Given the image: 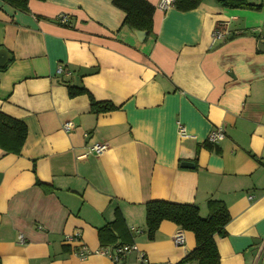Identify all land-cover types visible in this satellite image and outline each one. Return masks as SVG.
Wrapping results in <instances>:
<instances>
[{
  "label": "crops",
  "instance_id": "obj_1",
  "mask_svg": "<svg viewBox=\"0 0 264 264\" xmlns=\"http://www.w3.org/2000/svg\"><path fill=\"white\" fill-rule=\"evenodd\" d=\"M145 1L152 33L140 40L111 0H29L25 12L0 0V113L26 128L18 154L0 149V264H179L194 237L167 221L150 236L155 201L203 219L221 203L219 264H264V0L186 12ZM216 30L227 34L212 43ZM68 85L87 94L69 97ZM89 96L113 110L95 113ZM105 227L129 231L138 251L114 263Z\"/></svg>",
  "mask_w": 264,
  "mask_h": 264
},
{
  "label": "trees",
  "instance_id": "obj_2",
  "mask_svg": "<svg viewBox=\"0 0 264 264\" xmlns=\"http://www.w3.org/2000/svg\"><path fill=\"white\" fill-rule=\"evenodd\" d=\"M9 6L25 12L29 0H1ZM47 1V0H39ZM223 5L230 8H253L258 6L249 5L246 0H219ZM112 5L124 13L123 25L137 31L147 32V36L152 33L153 6L145 0H111ZM202 0H173L172 6L179 11H190L196 9ZM68 96L74 97L87 94L84 89L68 85ZM90 108L95 113L113 110L111 104L95 103L90 98ZM26 137L24 124L16 119H12L0 113V149L6 154H18ZM209 144V143H208ZM210 145V144H209ZM43 191H48L39 182ZM210 214L206 218H201L198 209L194 205L168 203L163 201L149 202L145 205V224L150 236L158 229L163 221L170 222L179 227L182 231L192 233L195 241L194 249L189 252L179 264H219L214 236L224 235V227L229 222V215L226 208L219 202L210 201ZM131 233L126 232L125 237L105 227L100 230L98 237L100 248L111 246L116 247L130 244Z\"/></svg>",
  "mask_w": 264,
  "mask_h": 264
},
{
  "label": "built area",
  "instance_id": "obj_3",
  "mask_svg": "<svg viewBox=\"0 0 264 264\" xmlns=\"http://www.w3.org/2000/svg\"><path fill=\"white\" fill-rule=\"evenodd\" d=\"M172 1L173 0H161L159 3V8L162 10H166L168 9L171 5H172ZM58 21L61 24H67L68 23V19L66 16H59L58 17ZM227 33L225 31L222 30H216L212 33L211 39H212V43H216V42H220L224 39L225 35ZM58 73H63L62 69L59 68L58 69ZM72 124L71 123H66L63 128L65 130H70L72 129ZM178 132L180 134V136H182L183 134V130L181 129V127L179 126ZM223 139V135L221 132V129H216L215 131H212L208 137V142L215 144L219 141H221ZM104 150H106V145H100V144H96L91 148V153H94L96 155L102 153ZM80 235L79 234H73V235H68L65 238V241L67 243H73L78 241ZM173 242L175 244V246L180 247L183 245L184 243V237L181 231H178L173 239ZM137 247L134 244H128V245H122L119 247H116L113 250H103V254L107 255L114 263H118L120 260H122L127 254L131 253V252H137ZM83 257V256H82ZM138 260L141 263H145V260L143 258L142 255H139ZM164 264H170V263H164Z\"/></svg>",
  "mask_w": 264,
  "mask_h": 264
},
{
  "label": "water",
  "instance_id": "obj_4",
  "mask_svg": "<svg viewBox=\"0 0 264 264\" xmlns=\"http://www.w3.org/2000/svg\"><path fill=\"white\" fill-rule=\"evenodd\" d=\"M133 31L140 40L144 39L147 35V32H145V31H135V30H133ZM8 60H9L8 52H6L4 49H0V69L5 66V64L8 62ZM181 167L189 169V168H193V164L182 163Z\"/></svg>",
  "mask_w": 264,
  "mask_h": 264
}]
</instances>
